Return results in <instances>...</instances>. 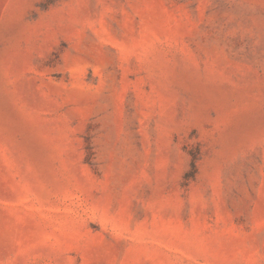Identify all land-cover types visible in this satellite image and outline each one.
Segmentation results:
<instances>
[{"label": "rangeland", "instance_id": "1", "mask_svg": "<svg viewBox=\"0 0 264 264\" xmlns=\"http://www.w3.org/2000/svg\"><path fill=\"white\" fill-rule=\"evenodd\" d=\"M0 264H264V0H0Z\"/></svg>", "mask_w": 264, "mask_h": 264}]
</instances>
